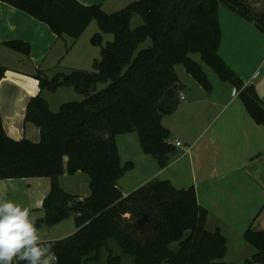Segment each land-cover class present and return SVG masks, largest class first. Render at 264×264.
<instances>
[{
	"label": "trees",
	"instance_id": "16d2710c",
	"mask_svg": "<svg viewBox=\"0 0 264 264\" xmlns=\"http://www.w3.org/2000/svg\"><path fill=\"white\" fill-rule=\"evenodd\" d=\"M1 1L47 23L59 38L68 35L77 40L94 20L100 28L91 38L101 50L93 71L36 75L40 92L30 99L25 120L39 128V141L9 136L0 109V179L50 178V192L43 200L45 213L37 219V228L74 218V233L46 241L52 245L54 264H122L123 257L109 250L110 240L134 264L222 261L228 239L219 228H206L209 211L199 203L194 186L177 188L169 179L153 178L130 193L123 192L119 180L134 168V162H122L116 138L136 132L142 151L155 157L161 169L169 165L177 148L162 119L181 103L184 84L176 66L183 65L206 91L213 88L202 64L191 57L194 53L221 81L239 91L249 115L264 126V102L255 85H246L219 53V6L225 4L262 32L264 9L254 11L247 0H136L107 13L101 4L79 0ZM135 14L143 23L133 29ZM104 34H112L113 40L103 44ZM146 40L151 44L138 50ZM6 45L30 55L26 41ZM6 71L0 64V79ZM99 83L106 85L98 89ZM60 87H71L85 99L63 103L54 112L41 92H56ZM65 172L89 176L87 197L79 199L61 186ZM243 238L255 250L245 264H264V232L249 227ZM173 243H178L176 250L171 248Z\"/></svg>",
	"mask_w": 264,
	"mask_h": 264
},
{
	"label": "crops",
	"instance_id": "0c3cea01",
	"mask_svg": "<svg viewBox=\"0 0 264 264\" xmlns=\"http://www.w3.org/2000/svg\"><path fill=\"white\" fill-rule=\"evenodd\" d=\"M79 1L86 5L101 4L105 12L111 13L136 0ZM259 1L253 0L254 5L261 7ZM219 18L221 57L246 85H255L264 102V32L231 9L222 12L219 7ZM82 35L68 48L62 42L64 36L57 37L47 23L0 0V64L7 68L0 79V109L4 129L9 136L39 141V128L25 120L30 99L40 92L36 75L40 72L52 77L59 72H68L69 68L73 70L75 67L71 66L78 62L93 64L101 50L100 46L91 43L92 37L90 46L79 50L76 54L79 57L67 62L66 57L77 49ZM13 40L28 42L30 55L9 48L6 42ZM182 73L187 81L183 82L179 74L184 84L180 97L187 101L181 102L175 110L180 114L181 127H166L171 132L170 142L175 144L182 137L189 138L191 143L185 142L189 149L179 154L183 148L176 147L177 152L163 169L156 168L148 158L140 155V162L132 160L134 168L129 171L133 173L132 181L122 183L125 174L119 180V186L127 194L160 175L177 188L194 186L199 203L209 211L206 228L210 231L219 228L228 239L227 255L213 264H245L255 250L244 240L243 233L249 227L264 232V126L249 115L239 98V91L231 83L223 82L219 77L211 78L213 88L208 92L188 72ZM43 93L44 90L42 96ZM45 99L51 107L49 99ZM121 136L127 143L132 139L127 134ZM116 139L122 162L131 160L127 159L131 158L129 154L123 158ZM149 166L151 170H148ZM68 176L71 180L67 187L64 179ZM84 177L81 172L74 175L65 172L60 177V184L69 193L83 199L90 193L89 182ZM72 184H76L77 190L82 184L81 193L73 191ZM50 188L49 177L0 179V192L7 190L10 199L29 207L37 219L44 216L43 200ZM70 220L74 225L66 235L57 238L48 237L47 231L51 232L60 222L51 227L41 225L38 228L41 239L54 241L74 233L73 216L63 221Z\"/></svg>",
	"mask_w": 264,
	"mask_h": 264
},
{
	"label": "rangeland",
	"instance_id": "374dc122",
	"mask_svg": "<svg viewBox=\"0 0 264 264\" xmlns=\"http://www.w3.org/2000/svg\"><path fill=\"white\" fill-rule=\"evenodd\" d=\"M250 4H253V10L258 12V11H262L264 9V0H260L259 3L262 5L261 7H258V6H255L254 5V2L253 0H247ZM220 9L221 11H229V8L221 3L220 4ZM143 23V20H142V17L139 15V14H135L132 18V21H131V27L134 29L138 26H140L141 24ZM100 31V28L97 24V22L94 20L92 22V24L90 25V27L87 29V31L84 33V35H82L81 39L79 40V45L77 47V49H75V51H73L72 53H70L66 59H67V62L69 60H72L73 58H78L79 56H76L77 53H79V50H85L86 46H90V37H92L95 33L99 32ZM113 40V35L112 34H106L105 37H104V40H103V44H105L107 41H112ZM73 38H71L70 36L68 35H65L64 36V39H62V42L65 46H67L68 48L71 47L72 43H73ZM151 44V41L150 40H146L145 42L141 43L139 45V48L138 50H141L147 46H149ZM100 48V47H99ZM89 57V56H88ZM86 57V58H88ZM191 57L198 61L199 63L202 64L205 72L207 73V75H209V79L211 81V78L214 79V78H218L217 74L208 66L206 65L201 57H200V54L199 53H194V54H191ZM101 58V54H99L95 59H100ZM73 63V62H72ZM74 65V64H72ZM71 67H75L74 69H82V70H86V71H93V64L91 63H88V64H83L82 62H78L76 66H71ZM71 68H69V71ZM73 69V68H72ZM178 75L180 74V77L182 79L183 82L186 83V79L183 77V72H187L185 71V67L183 65H179L178 67ZM68 71V72H69ZM188 74V73H187ZM190 80H193L194 82V79H192V77H189ZM221 82V81H220ZM198 84V83H196ZM106 84H103V83H99L98 84V89H102ZM43 98H47L49 99L50 101V104H51V107L50 109L54 112L58 111L60 106L63 104V103H66V102H71V101H77V102H80L82 100L85 99V96L77 91H75L73 88L71 87H60L58 89L57 92H52V91H49L47 89L44 90V93H43ZM181 99V102H186L187 100H185L183 97H180ZM163 125L165 126H172V127H178V129L181 127V117H180V114H178L176 111L171 113V114H168V115H165L163 116ZM127 136H130L132 139H130V141L127 143V141L124 139L125 135L124 136H119L117 137L118 138V142L120 144V147L122 149V154H123V158H126V154H129L131 156V158H127V159H131L133 161H137V162H140L141 161V158H140V155L142 156H145V158H148V160H150L152 163H153V166H155L156 168H160L158 166V163H157V160L155 157H153L152 155H148V154H145L141 147H140V144H139V140H138V136H137V133L136 132H130V133H126ZM123 139L125 142H123ZM181 143L183 146H179L178 148H183L182 149V152H180L179 154H182L183 153V150L185 148H188V146H185V142H189L191 143V140L189 138H186V137H182L180 139ZM125 162V161H124ZM148 170H151V166L148 167ZM132 176H133V173L129 172L126 173L125 177L122 178V183H129L132 181ZM165 176L164 175H160L158 176V179H165L164 178ZM86 180L89 182V176L85 174V177ZM71 180V177L68 176L64 179V185L68 187V183L70 182ZM83 184V183H82ZM81 185H79L78 187V190L80 191L81 193ZM72 189L73 191H78L77 188H76V184H72ZM70 222V223H69ZM64 224H66L65 226L66 227H61L63 226ZM73 222L70 220V221H63L62 223L60 222L59 225L55 226L52 228V231L49 232L47 231V235L48 237L50 238H57V237H62L64 235H66V233H68L69 231V228L72 227ZM58 228H61L62 230L61 231H55L56 229L58 230ZM70 235V234H69ZM66 237V236H65ZM108 248L109 250H111L114 254H118V255H121L123 257V261H122V264H134L133 262V259L130 257V256H127L125 254L122 253L120 247L112 240L109 241V245H108ZM171 248L173 250H176L178 248V243H173L171 245ZM104 254V257L107 256V251L104 250L103 252ZM99 264H105V262H101Z\"/></svg>",
	"mask_w": 264,
	"mask_h": 264
},
{
	"label": "clouds",
	"instance_id": "9594fccd",
	"mask_svg": "<svg viewBox=\"0 0 264 264\" xmlns=\"http://www.w3.org/2000/svg\"><path fill=\"white\" fill-rule=\"evenodd\" d=\"M36 221L29 207L0 192V264H54L52 245L41 239Z\"/></svg>",
	"mask_w": 264,
	"mask_h": 264
},
{
	"label": "built area",
	"instance_id": "2783aa9c",
	"mask_svg": "<svg viewBox=\"0 0 264 264\" xmlns=\"http://www.w3.org/2000/svg\"><path fill=\"white\" fill-rule=\"evenodd\" d=\"M175 146L179 147V146H183L182 143L180 141H176L175 142ZM189 148H185L184 150L187 151Z\"/></svg>",
	"mask_w": 264,
	"mask_h": 264
},
{
	"label": "water",
	"instance_id": "95a60500",
	"mask_svg": "<svg viewBox=\"0 0 264 264\" xmlns=\"http://www.w3.org/2000/svg\"><path fill=\"white\" fill-rule=\"evenodd\" d=\"M163 264H170V263H168V262L165 261V262H163Z\"/></svg>",
	"mask_w": 264,
	"mask_h": 264
}]
</instances>
